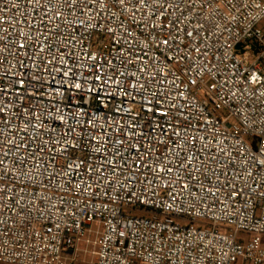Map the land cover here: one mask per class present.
Returning <instances> with one entry per match:
<instances>
[{
	"label": "built area",
	"instance_id": "2783aa9c",
	"mask_svg": "<svg viewBox=\"0 0 264 264\" xmlns=\"http://www.w3.org/2000/svg\"><path fill=\"white\" fill-rule=\"evenodd\" d=\"M263 236L264 0H0V263L264 264Z\"/></svg>",
	"mask_w": 264,
	"mask_h": 264
},
{
	"label": "rangeland",
	"instance_id": "374dc122",
	"mask_svg": "<svg viewBox=\"0 0 264 264\" xmlns=\"http://www.w3.org/2000/svg\"><path fill=\"white\" fill-rule=\"evenodd\" d=\"M224 115H227V113L226 112H224L223 113ZM195 224H202V221H197V223H195ZM223 231L224 232H227L228 231V229H226V228H223ZM241 235L244 237V238H249L250 237V235L249 234H246V233H241ZM262 244H263V246H264V236L262 237ZM84 261H87V263H80V264H91L90 262L92 261L91 260V258L90 257H88V258H86ZM0 264H5V263H0Z\"/></svg>",
	"mask_w": 264,
	"mask_h": 264
},
{
	"label": "water",
	"instance_id": "95a60500",
	"mask_svg": "<svg viewBox=\"0 0 264 264\" xmlns=\"http://www.w3.org/2000/svg\"><path fill=\"white\" fill-rule=\"evenodd\" d=\"M238 48H240V47H238Z\"/></svg>",
	"mask_w": 264,
	"mask_h": 264
},
{
	"label": "crops",
	"instance_id": "0c3cea01",
	"mask_svg": "<svg viewBox=\"0 0 264 264\" xmlns=\"http://www.w3.org/2000/svg\"><path fill=\"white\" fill-rule=\"evenodd\" d=\"M6 264V263H5Z\"/></svg>",
	"mask_w": 264,
	"mask_h": 264
}]
</instances>
